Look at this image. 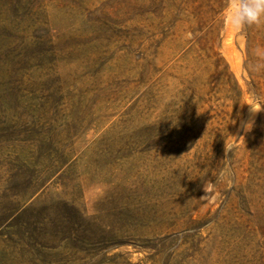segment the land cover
Listing matches in <instances>:
<instances>
[{
    "label": "rangeland",
    "instance_id": "374dc122",
    "mask_svg": "<svg viewBox=\"0 0 264 264\" xmlns=\"http://www.w3.org/2000/svg\"><path fill=\"white\" fill-rule=\"evenodd\" d=\"M227 3L0 0V264H264V23Z\"/></svg>",
    "mask_w": 264,
    "mask_h": 264
},
{
    "label": "clouds",
    "instance_id": "9594fccd",
    "mask_svg": "<svg viewBox=\"0 0 264 264\" xmlns=\"http://www.w3.org/2000/svg\"><path fill=\"white\" fill-rule=\"evenodd\" d=\"M226 23L237 31L243 30L246 26L261 25L264 23V0H228ZM246 104L250 106L249 110L253 115L264 110L260 103L253 101ZM251 128L252 123L245 125L246 131H250ZM233 147V144L225 142L226 152L231 151Z\"/></svg>",
    "mask_w": 264,
    "mask_h": 264
}]
</instances>
